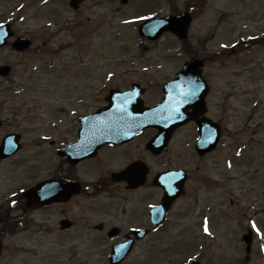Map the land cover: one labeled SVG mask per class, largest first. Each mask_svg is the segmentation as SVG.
<instances>
[{
	"label": "rangeland",
	"instance_id": "rangeland-1",
	"mask_svg": "<svg viewBox=\"0 0 264 264\" xmlns=\"http://www.w3.org/2000/svg\"><path fill=\"white\" fill-rule=\"evenodd\" d=\"M63 1L0 0V20L6 19V15L14 11L16 16H24L23 22L16 24L17 29L22 32L28 29L37 34L34 46L49 40L47 53L34 51L13 54L8 50L0 51V62L13 64L15 68L8 83L0 81V120L4 122L0 125V137L12 129L38 127L36 123L40 117L45 123L43 126H50L55 106L50 101L56 95L61 96L64 91H61L64 89L62 87L70 81L83 82L86 79L87 83L81 84L88 85L89 95L93 96L96 95L98 86L108 81L107 79H111L112 85L124 87L133 80L146 82L151 78L149 71L143 72L145 66H156L158 70L154 67L152 75L155 80H161L187 59L186 55L190 53L188 56L197 54L209 59L208 68L212 67L211 71L218 74L213 80L220 83L222 79L228 78V68L223 64L216 66L211 60L217 51L227 52L226 49H221L220 44L226 43L229 47L235 39V32H231L229 22L262 14L260 12L264 8V0H127L125 4L120 0H85L78 11H72L67 1ZM196 1L200 7L192 11V22L185 43L177 40L171 33L163 34L154 42L141 39L134 24L138 19L134 23L130 20V17L141 16L143 13H150L155 17L175 14L187 10L188 6L196 5ZM19 6L22 8L17 9ZM217 17L224 23L217 30L213 41H207L204 38L209 37L212 29L218 28L215 26ZM202 43L206 44V49L195 53L196 46ZM52 48L58 53L53 52ZM54 65H62L66 71L57 72L53 69ZM37 71L41 73L37 80L41 82L40 85L31 81L37 77L34 75ZM107 73H111L110 77ZM235 82L237 86L233 90L232 120L237 130H244L235 136L238 141L234 144H247L245 154L249 150L250 159L243 160L246 155L234 159L230 170L223 164L224 155L218 153L220 164L214 177H217L218 182L222 172L231 174L232 177L229 176L226 189L217 188V194L212 197L213 208L217 207V210L211 211L212 234L209 239L201 235L200 225L198 227L196 235L203 242L200 255L203 264H238V259H242L243 255L239 242L247 226V214L259 226L256 227L255 249L264 248V215L260 213L264 209V107H260L258 113L250 115V103L247 96L242 94L243 79L235 78ZM20 86H25L22 92ZM73 89L82 88L74 86ZM40 90L48 91L47 95L40 96ZM99 101V97L97 100L90 99L89 107H95ZM15 106L21 108L20 114L12 113ZM41 112L43 116L40 115ZM248 115L253 116V120L246 127L244 121ZM30 117L32 118L28 119ZM251 135L253 139L259 140L258 143L250 142ZM35 137L33 132H28L25 136L28 142ZM30 149H33L32 145L26 144L21 156L29 155ZM17 157L8 163H0V264H108L102 255L104 249L87 242L82 212L77 211L74 205L64 210L59 206L58 209L50 208L43 212L28 211L25 226L17 228L13 224L21 211L16 208L17 203L10 206V211H6L8 207L3 206L5 198L14 195L21 188L34 185L38 179L30 170L33 165L32 157V163ZM200 195L201 198L209 199L212 194L204 195L201 191ZM201 201L202 199L198 205ZM52 211H70L69 215L77 220L76 227L65 233L55 231ZM185 212V215H180L179 211H173L166 232L155 233L154 250L143 243L133 251L125 264H146L147 261L152 264L166 261L168 264H181L186 260V251L172 253L162 248L171 243L175 251H178L176 246L179 240L194 237L186 232L178 237L182 226L188 224V221L189 225H196L194 215L198 216L197 211ZM44 219H48L47 222ZM9 224L15 230L7 229ZM150 250L153 251L152 254L148 252ZM246 264H264V256L261 258L259 252L255 251Z\"/></svg>",
	"mask_w": 264,
	"mask_h": 264
},
{
	"label": "flooded vegetation",
	"instance_id": "flooded-vegetation-1",
	"mask_svg": "<svg viewBox=\"0 0 264 264\" xmlns=\"http://www.w3.org/2000/svg\"><path fill=\"white\" fill-rule=\"evenodd\" d=\"M251 40H249V34L245 35L242 53L239 49H232L227 57L232 67L238 60H241V68L238 70L243 73L245 78V94L250 99L264 104V47L262 45L264 37H254ZM216 56L214 55L213 59ZM212 69L206 65L203 68V75L210 88L207 97H211L215 101V105L208 106L205 112L214 121L213 124H210L211 133L206 127L207 125L204 124L203 115L199 114L196 120L189 121L177 128L167 146L159 154H154L146 146L155 134V129L143 128L131 134L130 127L122 126L109 129V131L125 135L114 138V140H104L100 146L95 147L94 154L84 156L78 162L73 163V159L81 154L68 151L67 147L76 141H81L80 147L89 148L90 140H96V138L79 137L81 129L83 132L90 131L80 128L81 117L93 111L89 110L88 85L82 86L87 81L75 83H82L77 85L82 88L81 90H70L74 86L72 81L62 87L64 89L61 91H64L60 96L61 104L57 114L54 113L55 117L51 126L27 129V131L35 132L38 135L48 133L50 136L49 145L53 151L51 152L49 174L44 177L52 180L53 188L60 184L63 196L67 197L59 202L44 206V208L58 209L59 206H62L64 210V208L76 206L77 211H82L85 216L84 222L88 229L89 242L93 245L108 242L112 246L114 243L122 242L132 236V229H149V233L136 241V244L148 236V242L153 241L150 211L161 202L164 195V186L167 185V180L163 181L162 185L155 184V177L162 172L177 170L178 173H173L172 177L178 186H181L184 179L183 192L173 202V205L182 199H185L186 205L193 204V197L202 188L215 195V191L221 185L218 183L217 177H214L217 175V167L220 164L218 153L224 155V161L228 158L232 160L234 157L232 154L234 151L233 133L228 129L230 100L233 96L234 83L227 81L217 83L213 80V77L217 78V73L211 71ZM32 82L36 84V81ZM146 91L147 88L144 89V94ZM106 104L105 96H103L99 106ZM129 108L133 109L130 106ZM217 128L219 130L217 144L209 152L200 154L195 148L198 138L208 137L205 140L211 144L214 137L212 132H216ZM39 143L41 141L37 144ZM34 156L40 157V153L36 152ZM248 157L249 153L245 156V161L250 159ZM134 164H140L139 167H135L134 182L126 180L127 178H113V172L121 171ZM225 175L226 173H221V176L225 177ZM68 182L79 185L76 186L77 192L66 196L70 188ZM185 204L182 209L187 211ZM42 207L36 205L34 209ZM66 213L67 211L51 212L53 214L51 217L55 220L54 224L60 231L68 230L59 228V222L67 218ZM112 229L114 231H111Z\"/></svg>",
	"mask_w": 264,
	"mask_h": 264
},
{
	"label": "water",
	"instance_id": "water-1",
	"mask_svg": "<svg viewBox=\"0 0 264 264\" xmlns=\"http://www.w3.org/2000/svg\"><path fill=\"white\" fill-rule=\"evenodd\" d=\"M153 23L160 24L161 26L155 32L149 33L145 29L146 25H143L140 28L141 32L145 33L146 35H148L151 38H156L162 31H164L166 29H170V30L174 31L178 36L183 37V36H185L186 29H187V26L189 23V16L186 14H180V15L175 16V17H166V18H164L162 20H158V21L154 20V21L149 22L148 24H153ZM2 38H3V36L0 37V42H1ZM20 41H22V43H20V42L15 43L16 46H18V48L22 49L25 46H27L28 43L26 42V44H25V42H24L25 40L24 41L20 40ZM35 194H36V189H31L30 191H28L26 193V195L29 198H32V200H33Z\"/></svg>",
	"mask_w": 264,
	"mask_h": 264
},
{
	"label": "snow or ice",
	"instance_id": "snow-or-ice-1",
	"mask_svg": "<svg viewBox=\"0 0 264 264\" xmlns=\"http://www.w3.org/2000/svg\"><path fill=\"white\" fill-rule=\"evenodd\" d=\"M140 19H143V20H151V17H141ZM160 26H161L160 24L153 23V24L147 25L146 27H147V31L149 33H153ZM185 86L189 88L188 91L183 90V87L181 86V84L174 83L172 85V89L173 90L180 89V91L178 93L180 99L177 100V105H180V104L189 102L192 99V97H194L196 95V93H197V91L199 89V85L195 81H188ZM170 99H171V97H170ZM128 102H129L128 99H126L124 101L125 104L128 103ZM175 110L178 112V107ZM132 119H134V117L129 116L126 112L121 116V121H123V122H127L128 120H132ZM82 150H86V149H82ZM229 166H231V165H229ZM252 227L255 229L256 228V225L253 224ZM204 230H205V232L208 231L207 226H205V229ZM257 231H259V230L257 229Z\"/></svg>",
	"mask_w": 264,
	"mask_h": 264
}]
</instances>
